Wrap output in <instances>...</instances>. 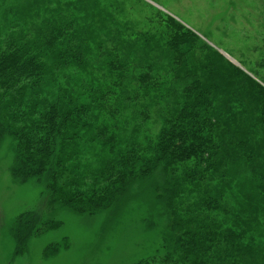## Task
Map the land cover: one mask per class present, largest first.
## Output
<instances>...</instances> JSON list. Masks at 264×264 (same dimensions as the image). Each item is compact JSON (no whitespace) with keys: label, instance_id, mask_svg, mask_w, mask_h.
<instances>
[{"label":"trees","instance_id":"obj_1","mask_svg":"<svg viewBox=\"0 0 264 264\" xmlns=\"http://www.w3.org/2000/svg\"><path fill=\"white\" fill-rule=\"evenodd\" d=\"M124 1L0 0V147L41 200L12 257L39 234L44 259L68 247L66 216H129L147 243L130 264H264V35L247 70Z\"/></svg>","mask_w":264,"mask_h":264},{"label":"rangeland","instance_id":"obj_2","mask_svg":"<svg viewBox=\"0 0 264 264\" xmlns=\"http://www.w3.org/2000/svg\"><path fill=\"white\" fill-rule=\"evenodd\" d=\"M233 1L234 4L230 0H125L124 12L131 19L141 21L148 12L146 4L160 9L177 18L231 62L250 70L242 56L247 57L253 49L251 38L264 35L260 26L264 19V0ZM254 58L249 56L248 64H253ZM11 161L8 145L3 143L0 147V264H83V261L130 264L146 252V240L132 228L129 216L124 223L107 224L104 229L102 219L66 216L59 232L68 237V247L44 259L43 248L51 237L39 234L30 239L24 253L13 258L11 222L18 213L37 208L41 200L31 185L12 181L8 170ZM131 211V218L138 216V212Z\"/></svg>","mask_w":264,"mask_h":264}]
</instances>
